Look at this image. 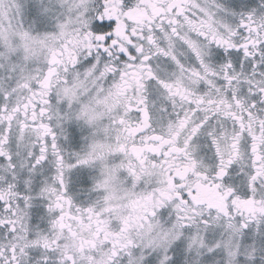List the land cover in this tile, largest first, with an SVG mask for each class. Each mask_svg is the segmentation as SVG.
<instances>
[{
  "label": "snow or ice",
  "instance_id": "1",
  "mask_svg": "<svg viewBox=\"0 0 264 264\" xmlns=\"http://www.w3.org/2000/svg\"><path fill=\"white\" fill-rule=\"evenodd\" d=\"M0 264H264V0H0Z\"/></svg>",
  "mask_w": 264,
  "mask_h": 264
}]
</instances>
